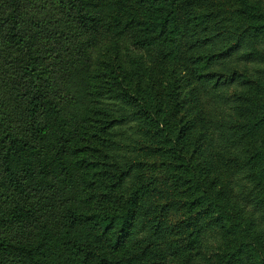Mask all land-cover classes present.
Returning a JSON list of instances; mask_svg holds the SVG:
<instances>
[{"label": "trees", "instance_id": "16d2710c", "mask_svg": "<svg viewBox=\"0 0 264 264\" xmlns=\"http://www.w3.org/2000/svg\"><path fill=\"white\" fill-rule=\"evenodd\" d=\"M0 264H264V0H0Z\"/></svg>", "mask_w": 264, "mask_h": 264}, {"label": "rangeland", "instance_id": "374dc122", "mask_svg": "<svg viewBox=\"0 0 264 264\" xmlns=\"http://www.w3.org/2000/svg\"><path fill=\"white\" fill-rule=\"evenodd\" d=\"M152 56H153V53L146 52V55H145L146 63L148 66H151V67H152ZM182 217H183V214L181 211L176 210V211L171 212L168 217L169 225L179 221Z\"/></svg>", "mask_w": 264, "mask_h": 264}]
</instances>
